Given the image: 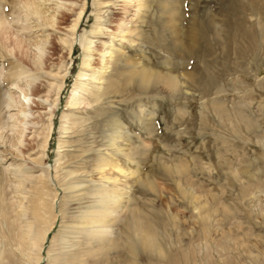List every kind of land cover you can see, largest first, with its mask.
I'll return each instance as SVG.
<instances>
[{
    "label": "rangeland",
    "instance_id": "obj_1",
    "mask_svg": "<svg viewBox=\"0 0 264 264\" xmlns=\"http://www.w3.org/2000/svg\"><path fill=\"white\" fill-rule=\"evenodd\" d=\"M103 1L107 6L101 13L103 34L93 39L91 70L101 67L103 56L107 59L106 47L110 43L123 47L127 60L119 84L132 80L125 89L116 85L106 91L105 99L117 101L111 118L120 123L115 137L102 125L110 115L105 114L108 110L102 109L103 104L100 107L103 111L84 105L74 110L90 119L91 128L74 153L103 149V182L93 180L96 171L90 165L92 159L99 160L93 154L80 158L77 165L70 167L84 173L80 187L103 185V190L108 192L109 198H103V208L109 209L103 221V264H166V255H184L185 260L181 259L179 264H226L228 259L231 264H264V11L254 0ZM56 3L61 6L59 9ZM92 3L93 0L86 1V13L77 37L82 33L89 36L96 22ZM82 4L83 0H43L41 7L46 17H54L57 24L54 28L46 27L45 32L23 31V46L28 55L35 52L29 46L33 40L45 41L44 62L57 64L61 56L55 49L57 36L66 33ZM139 4L143 5L139 8ZM193 16L211 20L215 24L211 32L215 38L206 44L201 42L199 52L173 51L172 44L178 38L174 31L182 30L185 35ZM159 22L166 28L163 29L165 45L155 36L156 25L158 34L164 27ZM129 26L133 32L125 37L132 43H122V31H127ZM136 34L142 36L138 38ZM184 43L182 46L188 47L186 37ZM82 54V47L76 42L72 57L65 58L70 71L56 109H49L50 99L45 101L47 83L41 74L33 85L24 88L28 100L25 118L19 114L18 107L0 114L4 122L0 126V182L2 170H6L7 180L3 181L6 195L16 204L25 203L32 187L29 181L43 169L56 195V220L39 264H49L47 247L62 224L77 226L71 221L73 216H78V206L68 203L73 197L64 199L68 194L54 177L58 143L63 137L61 117L70 113L67 100L81 67ZM16 57L30 69L26 57L18 53ZM204 58L211 75L204 79L203 85L191 83L187 75H199L205 66L200 62ZM1 65L0 61V71ZM144 73L149 81L146 89L141 90L138 83ZM167 76L174 77L180 90L164 85ZM25 81L19 84L25 85ZM92 83L103 87L101 83ZM11 88L12 95L20 93L17 87ZM218 109L225 114L222 116ZM51 110V137L39 165L33 161L40 153L38 133ZM115 166L125 171L126 176H121ZM14 170L32 178L18 186ZM59 173L58 176L62 175ZM75 194L78 195L77 192L69 195ZM92 200L93 196L89 195L80 207L93 209ZM62 205L68 218L59 212ZM1 212L0 258L7 251L18 257ZM205 213L208 220L206 216L204 222ZM133 214L157 231L161 254L148 253L139 246L134 254L128 251L125 224ZM66 235L68 243L60 247H67L69 241H77L73 238L81 237L74 233ZM115 242L118 248L112 246Z\"/></svg>",
    "mask_w": 264,
    "mask_h": 264
},
{
    "label": "bare ground",
    "instance_id": "obj_2",
    "mask_svg": "<svg viewBox=\"0 0 264 264\" xmlns=\"http://www.w3.org/2000/svg\"><path fill=\"white\" fill-rule=\"evenodd\" d=\"M86 1L87 0H83L82 6L78 9V12L74 14L70 25L66 27V33L57 36L55 49H58V52L61 53L58 63L55 65H48L43 59V54L45 53L46 48L45 41L33 40L32 43L29 44V46L33 47L35 51L32 55H28L26 46H23L25 41L23 38V31L32 30L33 32L34 30L36 33L39 31L45 32L47 31L46 27L54 28L57 24V22L54 21V17H46V11L41 7L43 0H0V61L2 62L0 71V114L11 107H18L19 114L25 118V109L28 100L27 95L24 93V88L33 85L35 80L41 77V74H44L47 83L45 101L50 99L49 109H56L55 107L59 103V98L70 71V68L67 67L65 62V58L69 56L72 57L74 44L76 42L81 45L83 51L81 67L76 77L71 95L67 100V108L70 109V113L69 115L61 117L62 123L60 126V134L63 137L58 143V151L56 153L57 166L55 168L57 175L54 177V179L57 180L58 185L68 194L64 199H71L73 197L71 202L68 203L72 204V206H78V216H73L71 221L72 223L77 224V226L74 228L67 227L69 225L65 226L66 223L64 222L65 224H62L61 222L62 229L51 237L50 244L47 247L46 253L48 255L50 254L49 264H103V221L109 213L108 208H103V198L106 196V198H109L107 195L108 192L103 190V185L91 186L90 188H87V186L86 188L80 187V179L84 173H79L80 170L78 171V168H76L77 170H72L70 168L71 166L77 165L80 158L93 154L92 157L97 156L99 159H92L90 165L93 167V170H91L96 171V176L93 180L94 182H103L105 175L103 149H97L94 151L92 149L81 151L80 149L81 153H74L78 152V148L76 149L77 145H79L83 140V136L88 134L91 129L89 127L90 119L87 116H81V112H76L74 110L80 109L81 105L95 106L96 109L108 110L105 114L109 113V116L111 117L108 118V116L107 119H104V124L102 123V125L112 131L114 136V133L118 132V129L120 128V123L118 121L111 120L114 116L113 114H115L114 110H112L115 109L113 104L117 103V101L109 99L110 97L105 99V96L108 95L106 94V91L112 87H116V85L119 87L122 85L120 88L125 89L127 84L132 80L131 78L130 81L124 83L121 82L119 84V77L122 76V72L125 70L127 60L124 59L123 47L119 48L110 43L106 47V54L108 55L106 56L107 59L104 60L103 56V59L100 60L101 67L99 69L94 68L91 70L93 60L92 48L94 45L93 39H97L103 34V16L101 13L107 6L103 0H93L92 5L95 8L96 22L89 31L90 37L86 36L85 33H82L77 37L78 29L81 27V22L86 13ZM254 1L259 4L260 9L264 11V0ZM55 5L57 9L61 7L58 3ZM142 5L143 4H139V8ZM134 16L136 15L134 14L133 17ZM64 17V15H61V19L66 21L67 18ZM159 23L164 25L162 22ZM151 24L152 22L147 25ZM157 27L158 25H156L154 29L157 33L155 36L160 43L165 45V25L160 28L161 31L159 34L157 32ZM214 28L215 24L211 22V20L209 21L193 16L189 20L185 35L182 30L178 33L177 31H174L175 35H178V38L177 41L172 44L174 47L172 50H186V52H196L198 50L197 52H199L201 42L206 44L215 38V36L211 34V32H214ZM132 32L133 30L131 29V26L127 27V31H122L124 36L120 41L122 43L131 44L132 42L126 39L125 35H129ZM141 36L142 34L137 35L138 38ZM184 37H186L188 47L182 46L185 44ZM17 53L28 59L29 66H31L30 69L25 67L21 63L22 61L20 62L21 59L19 60L16 57ZM202 55L203 54H201V57ZM10 58H13V60H10ZM200 62L205 65L200 74H188L187 77L191 79V83L196 81L198 84L203 85L202 83L204 82V79L211 75V73L208 66L205 64V58L201 59ZM130 75L133 76L134 71L131 70ZM23 79H26V84H19ZM3 81L5 82V85H1ZM147 81H149V76L144 73V75L140 77L138 83L141 90L146 89ZM92 82L101 83V85L103 84V87H97ZM163 83L168 89L180 90V86L175 83L173 76L165 77ZM12 86L19 89L20 93H16L17 96L11 94V89H13L11 88ZM102 104L104 107L101 109L100 107ZM218 110L222 116L225 114L224 110ZM52 111L53 110L48 112L46 123L38 133V136L41 138L39 145L40 153L33 161L39 165L42 164V159L45 156L44 152L49 146L53 126V120L51 119L53 116ZM239 117L242 120H245L243 115L239 114ZM1 123L4 122L0 120V126ZM17 140L20 142L19 139ZM115 169L121 172V176H126V172L119 169V167L115 166ZM5 171L2 170L3 180L0 182V206L2 209L0 211H2V217L8 227V230L6 231H8L10 237L9 240L14 246V250L17 252L18 257L13 252L7 251L5 256L3 258L1 257L2 259L0 258V264H39L43 259L41 252L45 249L46 240L49 239L48 235L51 233V229L56 220V214L54 212L56 195L49 185V175H47L46 170L43 169L40 175L29 181L32 185L30 188V196L26 198L25 203L19 201L16 204L12 201V198H9L8 195H6L5 180L7 179H5ZM58 172H61L59 174L62 175L58 176ZM13 173V176L19 179L17 182L18 186L22 184L23 180H27L29 177L32 178V176L27 173L21 174V171L18 170H14ZM3 181H5L4 185ZM74 192H77L78 195H69L72 193L74 194ZM89 195L93 196L92 201L95 203L94 208L90 210L87 209V207L81 208L82 201L87 199ZM67 205L68 204H66V206ZM75 208H71V210ZM59 212L63 217H67L65 216L64 207L61 208ZM69 214L71 215V213ZM205 214L204 222L205 217L207 216V214ZM72 229L76 230V232H71ZM125 230L129 241L128 251L130 253L134 254L138 246L148 253H162L157 243V231L148 224V222L143 221L138 215L135 216L133 214V216L127 220ZM72 233L76 235L79 234L81 237L77 238H80V240L73 238L77 241L73 242L72 240L71 242L73 243H71L68 240L70 243L69 246L60 247V245L68 243L64 238V235ZM0 236H2L1 232ZM112 246L118 248L116 242L113 243ZM56 251L57 253L52 255V253ZM185 258L184 255H166V264H179L181 259L185 260ZM225 263L231 264L229 259Z\"/></svg>",
    "mask_w": 264,
    "mask_h": 264
}]
</instances>
